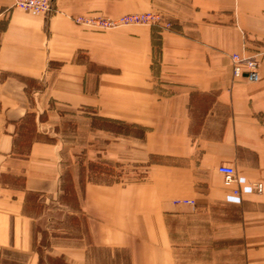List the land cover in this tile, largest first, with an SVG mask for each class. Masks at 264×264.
<instances>
[{
    "label": "crops",
    "instance_id": "1",
    "mask_svg": "<svg viewBox=\"0 0 264 264\" xmlns=\"http://www.w3.org/2000/svg\"><path fill=\"white\" fill-rule=\"evenodd\" d=\"M14 1L0 0V264L92 259L83 245L39 244L38 203L61 191L49 119L60 106L142 127V160L165 159L143 181L83 186L90 244L112 264H264V56L255 82L231 60L264 46V0H53L46 14ZM149 11L172 26L76 21ZM227 209L238 219H218L217 236L172 233L171 215Z\"/></svg>",
    "mask_w": 264,
    "mask_h": 264
},
{
    "label": "rangeland",
    "instance_id": "2",
    "mask_svg": "<svg viewBox=\"0 0 264 264\" xmlns=\"http://www.w3.org/2000/svg\"><path fill=\"white\" fill-rule=\"evenodd\" d=\"M161 16L163 24H158L166 27V23L170 22H165ZM57 111L50 114V136L59 141L61 146L63 184L68 197L61 200L55 195L38 203L39 244L83 245L91 253L89 264H112L107 250L97 249L90 244L88 218L80 207L83 186L86 181L124 184L143 181L147 177L149 161L165 159L153 155L147 161L142 160V137L145 130L140 126L98 117L91 109L75 110L60 106ZM32 119V116L27 119L26 126L32 125ZM232 186L231 191L237 187L236 184ZM238 215V211L233 209L211 212L188 210L179 215H171L169 221L172 233L178 240L189 242V235L210 236L218 230L221 234L224 222L218 219L235 221ZM206 219H210V222L206 223ZM43 252L47 254L44 248ZM116 256L121 259L122 256L126 258L127 254L116 251ZM119 264H126V260H120Z\"/></svg>",
    "mask_w": 264,
    "mask_h": 264
},
{
    "label": "built area",
    "instance_id": "3",
    "mask_svg": "<svg viewBox=\"0 0 264 264\" xmlns=\"http://www.w3.org/2000/svg\"><path fill=\"white\" fill-rule=\"evenodd\" d=\"M53 0H15L14 5L17 8L30 11L33 14H46L51 10ZM76 21L82 25L93 27L96 29H111L123 25L132 24H149L159 23L162 21V16L158 12L149 11L136 14H126L117 19L106 18L101 15H83L76 18ZM166 27H170V23H166ZM248 51L234 53L231 56L233 64V72L235 76L242 74V69L246 71V78L254 82L259 77V66L261 58L264 56V46L250 54ZM219 171L224 175V181L227 185L236 184L237 187L232 190L234 198H241V183L240 177L234 166L223 164L219 167ZM233 187V186H232Z\"/></svg>",
    "mask_w": 264,
    "mask_h": 264
},
{
    "label": "trees",
    "instance_id": "4",
    "mask_svg": "<svg viewBox=\"0 0 264 264\" xmlns=\"http://www.w3.org/2000/svg\"><path fill=\"white\" fill-rule=\"evenodd\" d=\"M154 161H156V160H154ZM63 175H62V178H61V191H60V193L57 195V196H59L58 198L59 199H61V200H64L65 198H67L68 197V195H67V190H66V188H65V186H64V184H63ZM86 183H87V181H86ZM85 183V184H86ZM63 264H66L64 261L62 262Z\"/></svg>",
    "mask_w": 264,
    "mask_h": 264
},
{
    "label": "bare ground",
    "instance_id": "5",
    "mask_svg": "<svg viewBox=\"0 0 264 264\" xmlns=\"http://www.w3.org/2000/svg\"><path fill=\"white\" fill-rule=\"evenodd\" d=\"M92 28H93V27H92ZM258 71H259V69H258ZM258 73H259V72H258ZM259 75H260V74H259ZM258 79H259V77H258ZM258 79H257V80H258ZM257 80H256V81H257ZM254 82H255V81H254Z\"/></svg>",
    "mask_w": 264,
    "mask_h": 264
}]
</instances>
